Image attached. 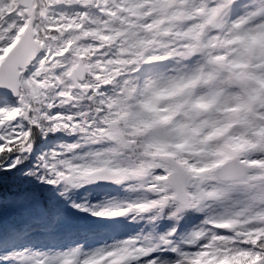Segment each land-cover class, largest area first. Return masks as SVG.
Returning <instances> with one entry per match:
<instances>
[{"label": "snow or ice", "instance_id": "snow-or-ice-1", "mask_svg": "<svg viewBox=\"0 0 264 264\" xmlns=\"http://www.w3.org/2000/svg\"><path fill=\"white\" fill-rule=\"evenodd\" d=\"M0 264H264V0H0Z\"/></svg>", "mask_w": 264, "mask_h": 264}]
</instances>
